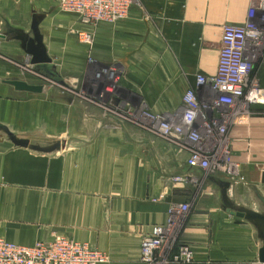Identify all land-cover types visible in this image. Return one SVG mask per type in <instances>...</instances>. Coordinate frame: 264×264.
<instances>
[{"label": "crops", "instance_id": "1", "mask_svg": "<svg viewBox=\"0 0 264 264\" xmlns=\"http://www.w3.org/2000/svg\"><path fill=\"white\" fill-rule=\"evenodd\" d=\"M251 2L139 0L127 18L101 23L89 45L60 0H0V235L31 245L63 233L106 253L105 264H145L142 238L167 220L170 202H186L179 234L194 247L189 264H264V227L226 206L229 181L190 168L187 149L124 118L128 109L180 118L196 75L217 70L224 25L245 24ZM24 69L58 73L71 88L77 76L87 94ZM90 76L106 82L94 88ZM253 76L264 87V46ZM229 137L245 177L229 196L245 207L249 190L264 213V104ZM185 172L197 183L171 181Z\"/></svg>", "mask_w": 264, "mask_h": 264}, {"label": "built area", "instance_id": "2", "mask_svg": "<svg viewBox=\"0 0 264 264\" xmlns=\"http://www.w3.org/2000/svg\"><path fill=\"white\" fill-rule=\"evenodd\" d=\"M138 1L60 0V7L77 15L79 25L73 32L80 41L92 45L94 32L101 23L127 18ZM263 46L264 0H252L245 24L224 25L217 70L213 75H196L194 84L183 95L180 118L147 109H128L124 118L187 149L188 166L224 176L230 182L228 194L233 195L245 177L241 164L233 157L229 130L239 117L251 114L255 105L264 104V87L253 76ZM170 179L175 184L197 183L191 172ZM189 210V203H169L167 220L155 223L142 238L143 263L189 264L194 260V247L183 242L179 234L180 219ZM108 259L92 244L63 233L31 245L0 235V264H105Z\"/></svg>", "mask_w": 264, "mask_h": 264}, {"label": "water", "instance_id": "3", "mask_svg": "<svg viewBox=\"0 0 264 264\" xmlns=\"http://www.w3.org/2000/svg\"><path fill=\"white\" fill-rule=\"evenodd\" d=\"M1 37L3 35H0ZM11 84H13L16 88L18 89H24L27 91H34V92H41L43 90V85H34V84H29L25 81H21V80H10L9 81ZM230 186L229 182H225L224 183V193H223V198L225 201V204L228 208H237L239 210H241V212H237V215L246 218L247 220L254 222L256 224L261 225L262 227H264V213L261 212L260 208L258 210L249 208L247 206H238L233 199L230 198L229 194H228V188ZM259 198H261V200L264 202V196H262L259 192H258ZM263 237V246H261L260 248V260L262 262H264V235H262Z\"/></svg>", "mask_w": 264, "mask_h": 264}, {"label": "rangeland", "instance_id": "4", "mask_svg": "<svg viewBox=\"0 0 264 264\" xmlns=\"http://www.w3.org/2000/svg\"><path fill=\"white\" fill-rule=\"evenodd\" d=\"M76 28V27H75ZM95 67V66H94ZM24 76H31L32 78L34 79H42V83H54V84H59V88H61L63 91H65L67 88L68 90H73L72 93L73 94H87L86 91L82 90L83 87H82V82H80V78L77 79V76H75V82H74V86L71 88L70 86L66 85L65 83H63L61 80L63 79L61 76H59V74L57 73L56 75L55 74H49V72L47 71H33V70H30V69H24L22 71H20ZM21 74V75H22ZM42 75V76H41ZM41 76V78H40ZM102 78L98 79H92V76H90V79H89V84L91 86H96L94 88H97V85H98V82H106L105 80H102ZM49 81H52V82H49ZM87 84V82H86ZM93 90V88H91ZM247 193L245 195V205L247 207H252L254 206V198L251 196V192L248 190V192H245ZM248 196H250L249 198H247ZM255 207V206H254Z\"/></svg>", "mask_w": 264, "mask_h": 264}]
</instances>
